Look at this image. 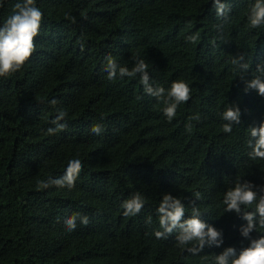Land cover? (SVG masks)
<instances>
[{"label": "trees", "instance_id": "1", "mask_svg": "<svg viewBox=\"0 0 264 264\" xmlns=\"http://www.w3.org/2000/svg\"><path fill=\"white\" fill-rule=\"evenodd\" d=\"M18 2L0 0V26ZM221 2L224 16L213 0H35V51L0 77V264H214L227 247L249 246L247 222L222 201L237 182L264 186V160L251 159L247 143L250 127L264 123V97L245 91L264 63V25H249L254 0ZM108 56L129 70L144 60L153 87L183 80L191 98L169 122L139 74L108 78ZM240 56L247 71L233 63ZM231 106L241 122L225 133ZM59 111L65 127L50 135ZM72 159L82 162L74 187L52 184ZM137 193L144 207L125 216L122 204ZM169 193L184 219L198 208L223 244L193 253L197 242L179 245L178 230L157 239Z\"/></svg>", "mask_w": 264, "mask_h": 264}, {"label": "clouds", "instance_id": "2", "mask_svg": "<svg viewBox=\"0 0 264 264\" xmlns=\"http://www.w3.org/2000/svg\"><path fill=\"white\" fill-rule=\"evenodd\" d=\"M213 7L217 10L218 16H224L226 13V4L221 0H213ZM43 13L35 5V0H21L14 6L13 13L0 26V77L11 76L22 70L25 64L31 58L35 51V39L39 35ZM248 22L251 28H259L264 25V0H254L250 5ZM190 39L195 40V37ZM107 69L109 79H115L117 72L121 78L135 77L140 75V83L144 86L146 94L153 96L160 101L163 107V115L171 122L176 114L178 106L187 103L191 98V88L183 80L172 82L169 89L164 87H153L150 83L148 74V65L142 59H136L135 66L129 70L127 67H119L115 60L108 56ZM135 59V58H134ZM244 57L240 56L233 63L239 64V67L247 71L249 65L241 63ZM258 75L246 83L245 91L256 90L258 94L264 97V63L257 66ZM55 104L56 101H51ZM66 117L64 111H59L53 123L55 128H49L48 134H55L63 130L65 125L60 123ZM225 123L223 131L231 133L234 124L241 122V110L238 106L226 108L221 117ZM190 119H199V116L190 117ZM95 134H100L102 128L95 125L91 129ZM250 139L248 147L251 151L248 153L253 160H264V123L258 127H250ZM82 170V162L79 159H72L68 162L65 175L51 183L59 187H74L75 179ZM41 187H49V183L42 182ZM199 198L200 193H196ZM224 211L235 212L241 216L247 223L240 229L241 235L250 241L249 246L237 251L235 247H227L221 254L215 256L214 264H264V235H258L253 238V232H259L264 229V186H256L251 182H237L234 187L228 189L223 197ZM122 207L125 209V216H135L140 213L144 207V199L139 193L133 195L130 199L124 201ZM249 209H252L251 211ZM159 215L160 227L163 232L156 231L157 239L163 238L165 234H171L179 231L177 241L179 245L184 246L197 242L198 246H193L188 250L193 253L202 251L206 244L220 247L223 244L222 233L215 227L210 226L200 219L198 208H192V216L184 219L185 208L182 202L172 196L165 194L157 209ZM88 217H83L81 223L88 224ZM151 218L149 217V223ZM69 231L77 227L76 217H70L65 221Z\"/></svg>", "mask_w": 264, "mask_h": 264}]
</instances>
